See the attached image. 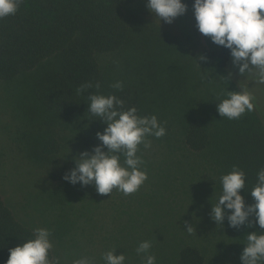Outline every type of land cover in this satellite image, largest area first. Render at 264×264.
I'll return each mask as SVG.
<instances>
[{
  "label": "trees",
  "instance_id": "obj_1",
  "mask_svg": "<svg viewBox=\"0 0 264 264\" xmlns=\"http://www.w3.org/2000/svg\"><path fill=\"white\" fill-rule=\"evenodd\" d=\"M183 2L185 21L194 14L193 0ZM146 5L147 0H22L14 15L0 19V111L6 103L11 120L10 142H0V172L5 176L6 155L19 156L23 178L36 187L19 189L23 206L0 194V264L10 248L33 238L32 221L51 232L52 264L86 256L72 247L74 226L86 244L96 243L98 264L113 249L125 255V264L129 256L144 264L136 249L145 240L156 264H242L247 232L264 231L254 215L248 218L251 227L239 228L229 226L227 211L223 225L211 218L222 193L220 177L234 165L245 173V204L255 203L249 192L264 167L261 99L253 97L254 109L239 119L222 118L217 100L227 90H243L231 75L230 50L196 53L197 28L181 27L179 17V27L159 22ZM116 81L123 83L121 90L111 87ZM86 83L93 87L81 94L77 90ZM90 93L114 94L125 110L134 106L138 115H156L166 129L160 138L147 137L149 148L138 146L147 173L134 192L139 206L115 188L101 195L94 184L63 179L76 155L101 143L96 133L106 124L87 112ZM117 201L126 215H135L123 225L109 208L117 210ZM16 206L24 209L23 219L11 208ZM102 212L109 228L102 226ZM186 223L193 226L191 234Z\"/></svg>",
  "mask_w": 264,
  "mask_h": 264
},
{
  "label": "clouds",
  "instance_id": "obj_2",
  "mask_svg": "<svg viewBox=\"0 0 264 264\" xmlns=\"http://www.w3.org/2000/svg\"><path fill=\"white\" fill-rule=\"evenodd\" d=\"M22 0H0V19L14 15ZM147 8L166 23L183 15L187 4L183 0H147ZM193 11L198 31L210 37L216 45L230 50L232 62L241 75L254 72V81L264 84V0H193ZM199 59H206L200 56ZM93 87L86 83L77 90L83 94ZM94 87L100 88L99 82ZM121 90L123 83L116 81L111 85ZM251 94L244 90L229 91L225 98L219 99L217 111L229 120L239 119L246 111H252L254 104ZM87 112L106 124L103 131H97L101 142L91 151L84 150L76 155L74 167L66 172L63 179L72 184H94L98 194L105 195L120 191L125 195L136 192L147 179L146 171L140 165L142 159L137 155L138 146L149 148L147 137L160 138L166 129L156 115L141 116L133 106L124 109V101L116 95L90 93L87 99ZM107 149L105 151L104 149ZM124 161L121 164L120 156ZM222 193L211 209V218L222 224L227 214L230 227L239 228L254 215L260 229H264V167L257 172V183L249 192L255 203L246 205L240 190L245 189V173L234 165L232 170L220 177ZM185 230L191 234L193 226L186 223ZM51 232L47 228H36L33 238L27 239L9 249L5 264H52L49 251L53 245ZM247 243L240 255L242 264H264V231L247 232ZM151 241L139 243L136 251L146 257L144 264H156L150 254ZM114 250L103 254L105 264H125L123 253L116 255ZM56 264H59L57 260ZM73 264H94L93 258L81 256Z\"/></svg>",
  "mask_w": 264,
  "mask_h": 264
},
{
  "label": "rangeland",
  "instance_id": "obj_3",
  "mask_svg": "<svg viewBox=\"0 0 264 264\" xmlns=\"http://www.w3.org/2000/svg\"><path fill=\"white\" fill-rule=\"evenodd\" d=\"M179 19H181L182 21H179L178 23L181 25V27H184L186 29H196V20L194 17V14L192 16H188L185 21H183V15L178 16ZM159 21V19H158ZM159 22H163L164 21L161 19V21ZM174 26H178L177 22L175 23L174 20L172 22ZM179 27V26H178ZM178 27H172V30H175L176 32H179V34L181 35V29ZM198 30V29H197ZM219 45H216L215 43H213L210 39V37L205 36L203 34H201L199 31L197 32V42L195 44V52H203L206 49L209 48H216ZM200 64H202V62H198ZM208 67L211 69V71L213 72V74H216L217 72L214 71L213 68H211V66L209 64H207ZM233 67L231 69V75L234 77V79L238 82V84L242 87V89L244 91H247L251 94L252 98L254 97H259L261 100L259 101V106H260V111L263 113L264 115V84H260V83H256L254 81V72L253 73H249V74H245V75H241L238 72V67L235 66L232 63ZM198 66V65H197ZM204 68V67H203ZM207 70V68H206ZM208 75H212V73H207ZM263 120L264 123V118H261ZM9 123H11L10 120V113L9 110L7 108L6 103H4L3 109L0 111V142H10L8 140V138L6 137V135H9V132H6V125H8ZM10 136V135H9ZM5 161L3 162V164H5L4 170L3 172L5 173V176L0 172V194L2 195V197H4L5 199H11L12 201H16V202H20V204L23 206V199L21 198V190L25 191L27 188L31 189V190H36L35 186H31L30 183H28L26 181V179L23 178L24 175V168H23V164L21 162V158L19 156H10L6 155L5 157ZM21 189V190H19ZM132 197L128 199L130 200V202L133 205L139 206V197H137V195L135 193L131 194ZM32 200H34L36 202L37 197L36 195L32 197ZM118 202V201H117ZM119 203V202H118ZM116 205V203H115ZM16 214L20 217V218H24L25 214L23 212V208H19L16 206V208L11 207ZM111 212H113L114 214H112L113 219H118L119 223L121 221V225H123L124 222H127L128 220H126L128 217H131V219L135 216V215H126V211L124 209V207L119 203V207L117 208V210L115 209V206H109ZM133 211H135V209L132 207L131 208ZM108 211V210H107ZM103 215H101V220L103 221L102 226L106 225L108 228L111 226L110 223H107V218L106 216H104V213L102 212ZM205 217L204 214H202L200 217L202 218ZM129 222V221H128ZM34 225V228H37V224L32 221ZM131 223V222H130ZM120 225V226H121ZM212 227V225H211ZM77 227H73L72 229V234H71V238H72V243H73V248L76 250L77 248H80L78 251L80 253H85L87 257H91L93 258L94 264H98V262L100 261L99 259H101V256L99 254V252H97V245H95V242H92L93 244H89V243H85L84 240H82V237L79 236V231L76 229ZM72 251V248H71ZM128 254V253H127ZM131 255V254H129ZM236 258V257H235ZM129 264H137V259L135 258V256H129Z\"/></svg>",
  "mask_w": 264,
  "mask_h": 264
}]
</instances>
